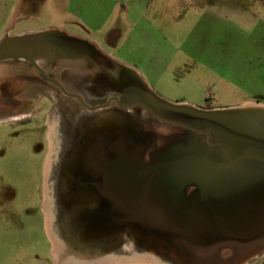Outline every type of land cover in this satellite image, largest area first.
<instances>
[{
	"label": "rangeland",
	"instance_id": "obj_1",
	"mask_svg": "<svg viewBox=\"0 0 264 264\" xmlns=\"http://www.w3.org/2000/svg\"><path fill=\"white\" fill-rule=\"evenodd\" d=\"M116 1L0 0L1 53L26 52L54 66L70 54L59 43L82 49L64 31L75 34L142 67L156 93H146L145 102L159 113L164 107L175 112L167 124L141 108L85 110L76 119L54 109L47 126L32 99L22 100V67L0 61V119L34 113L26 124L0 123V264H98L109 254L131 259L111 264H260L264 107L205 112L160 98L205 107L264 102V0H186L145 17L125 14ZM150 20L159 30L146 25ZM22 32L29 33L14 37ZM125 78L132 80L127 71ZM185 113L191 127L211 138L180 126L185 118L176 115ZM211 140L224 141L229 157H246L230 161L216 154ZM87 146L92 175L68 187L63 174L80 167L78 153ZM153 156L165 171L138 176L136 166ZM45 167L52 175L44 189ZM86 185L91 206L84 210L73 204Z\"/></svg>",
	"mask_w": 264,
	"mask_h": 264
},
{
	"label": "flooded vegetation",
	"instance_id": "obj_2",
	"mask_svg": "<svg viewBox=\"0 0 264 264\" xmlns=\"http://www.w3.org/2000/svg\"><path fill=\"white\" fill-rule=\"evenodd\" d=\"M81 48L87 52V56L78 59H65L59 61L56 65H42L26 52H0V61L13 65H20L24 70L23 75L27 78V87L22 94V100L32 102L36 107V113L41 116L42 122L49 126V118L54 109L64 113L70 119H76L80 112L108 109L112 106L131 109L141 108L147 112L153 119L170 124L175 122L172 116L175 112L170 107L162 108V113L157 112L154 107L145 102L146 89L139 86V82L131 76L132 80L125 78V70L118 63L111 61L107 56L96 51V49L81 43ZM110 63L114 64L112 69L116 71L110 74ZM75 69H79L76 75ZM70 81V82H69ZM73 85L75 90L69 88ZM77 85H83L85 91L79 90ZM68 107V109H67ZM166 108V109H165ZM34 113L32 111L20 112L1 119L0 123L16 121L26 124L32 122ZM178 117H184L185 121L177 123L187 130L203 135L205 138H211V132L205 129H197L188 124V116L177 114ZM200 122V121H199ZM200 126V125H199ZM193 129L206 131L208 135ZM189 140V139H188ZM207 142V141H206ZM216 152L229 157L230 150L227 144L222 140L207 142ZM157 163L159 166L142 170V165ZM160 158H153L143 164L136 166L138 176H154L161 171Z\"/></svg>",
	"mask_w": 264,
	"mask_h": 264
},
{
	"label": "crops",
	"instance_id": "obj_3",
	"mask_svg": "<svg viewBox=\"0 0 264 264\" xmlns=\"http://www.w3.org/2000/svg\"><path fill=\"white\" fill-rule=\"evenodd\" d=\"M198 1V3L200 4V2L206 1V0H195ZM204 3V2H203ZM202 4V3H201ZM116 5L120 6L123 10V12L125 14L129 13V15L134 14V16L136 15H141V16H146V14L149 12L151 14H163V13H167L168 10L172 11L173 7H177V8H181L183 6H186V0H117L116 1ZM146 25L150 26V29H155V30H159L158 27V23L155 20H150V22H147ZM138 27V23L135 24L134 26V30H139ZM151 29V30H152ZM161 31V30H160ZM66 35L71 36V39H75L80 43H86L87 45L91 46L92 48L96 49V51H98L99 53H102L103 55L107 56L109 59H111V61H114L116 63H118L119 65H121L123 67V69L125 70V72H129L130 75L132 77H134L138 82H139V86L142 89H146L147 93H153L154 95H156V93L154 91L151 90L150 86H149V80L146 76V71L137 65L131 64L130 62L127 61H120V60H116L114 57L110 56L109 54H107L104 50L100 49L97 44H95L94 42L88 40V39H84L78 36H75V34H68L66 31H64ZM29 32H22L20 34H18L17 36L14 37H18V38H23V36H27L26 34H28ZM57 43H59L57 41ZM60 45H62L63 48H65L70 54L62 57L60 59L61 61H64L65 59H78L80 57L83 56H87V52L84 49H76L73 48L70 44L67 45L66 44H62L59 43ZM15 52V51H14ZM75 72L77 74V72H79V69H75ZM77 77V76H76ZM152 85V84H151ZM153 87V86H152ZM159 97V96H158ZM160 98V97H159ZM165 104H168L169 106H176L177 104L182 105L181 108H188L189 110H199V111H205V112H229V111H234L240 107H243L247 104H255V105H261L264 107V102L259 101V100H254V99H245L242 101V103L240 104H236V105H230V106H201V105H196L193 102L190 101H180V102H172L171 100L168 99H164V98H160ZM167 105V106H168ZM189 106V107H187ZM178 107V106H177ZM180 108V107H179ZM1 120V119H0ZM88 132V129L87 131ZM87 142V141H86ZM80 153L77 160L78 163H76L78 166L80 167H75V168H68L65 170V173L63 175H65L66 177H68L67 179H65V181L67 182L68 187H70L73 184L74 186H76L77 182H81L83 183L84 181L87 182L88 177H90V175H92V158L90 159V150H88V146L83 150L81 149L79 151ZM48 155V153H47ZM90 160V161H89ZM51 169L49 168L48 170L44 169V189L45 186L47 185L46 182L49 181V184L51 182ZM48 177V178H47ZM49 179V180H48ZM48 180V181H47ZM88 186H85V189L82 190V195L80 198H77V192H75V200H74V207L78 208L81 207V209H87L91 206V204H89L88 202ZM90 191V190H89ZM67 196L70 198L69 193L67 192ZM45 199V198H44ZM71 200V198L69 199ZM71 200V201H72ZM48 215L50 216V212H48ZM50 220V218H49ZM48 230L49 233L52 234L53 232V228L51 227V223L49 221L48 223ZM54 236V235H53ZM54 241V247L56 248V257L59 261L62 260L63 258V252L60 250L61 249V244L58 240V237L55 236L53 238ZM113 256V257H111ZM105 261L110 263H116V262H127V261H131L130 258H122V257H116L114 254H110L107 255L106 257L101 259V264H103ZM71 262V261H70ZM84 264L82 260L79 261H75L72 262L71 264ZM144 264H157L155 263L152 259H149L148 261H144ZM240 264H248L247 260H242V262H240Z\"/></svg>",
	"mask_w": 264,
	"mask_h": 264
},
{
	"label": "water",
	"instance_id": "obj_4",
	"mask_svg": "<svg viewBox=\"0 0 264 264\" xmlns=\"http://www.w3.org/2000/svg\"><path fill=\"white\" fill-rule=\"evenodd\" d=\"M194 131H197V132H202V133H205L208 135V132L206 131H201V130H197V129H193ZM209 136V135H208ZM243 157H246V155H241V156H236V157H228V159L230 161H235V160H238L240 158H243ZM159 166L157 163H150V164H144L142 165V170H149V169H153L155 167Z\"/></svg>",
	"mask_w": 264,
	"mask_h": 264
},
{
	"label": "bare ground",
	"instance_id": "obj_5",
	"mask_svg": "<svg viewBox=\"0 0 264 264\" xmlns=\"http://www.w3.org/2000/svg\"><path fill=\"white\" fill-rule=\"evenodd\" d=\"M176 106H178V105H176ZM245 106H246V108H247V107H248V108H249V107H250V108H254V107H263V106H261V105H258V106H257V105H255V104H254V105H253V104H247V105H245ZM187 107H189V106H187ZM57 138H58V137L56 136V139H57ZM55 141H56V140H55ZM53 145H54V144H53ZM55 146H56V144H55ZM53 147H54V146H53ZM55 148H56V147H55ZM55 148H54V149H55ZM54 149H53V150H54ZM55 160H56V159H55ZM51 164H52V162H51ZM92 164H93V165H92L93 168H95V160H94V158H93V162H92ZM49 166H50V165H49ZM53 232H54V230H53ZM50 235H51V238H52V239L56 236V235H55V232L52 233V234H50ZM53 235H54V236H53ZM53 242H54V241H53ZM109 255H110V254H109ZM106 256H107V255H106ZM82 261H83V260H82ZM100 262H101V261H99L98 264H101ZM109 262H111V261H109ZM109 262L105 261L103 264H109ZM83 263H84V262H83ZM80 264H81V263H80ZM84 264H88V263H84ZM110 264H111V263H110Z\"/></svg>",
	"mask_w": 264,
	"mask_h": 264
},
{
	"label": "trees",
	"instance_id": "obj_6",
	"mask_svg": "<svg viewBox=\"0 0 264 264\" xmlns=\"http://www.w3.org/2000/svg\"><path fill=\"white\" fill-rule=\"evenodd\" d=\"M193 133H194V132H193ZM160 164H161V165H160V166H161V171H160V173H161V172H163V171H165V170H164V168H163L164 166H163V163H162L161 161H160ZM154 199H156V197H155ZM163 199H165V197H164ZM156 200H158V202L160 201L159 199H156ZM156 200H155V201H156ZM169 201H171V200H170V199H169V200L167 199L166 202L169 203ZM155 204H156V202L153 203L151 206L154 205V206L157 207V205H155ZM164 204H165V203H164ZM146 206H148V202H147V205H146ZM146 206H145V207H146ZM158 206H160V205H158ZM165 207H166V205H165ZM260 264H264V257L261 259Z\"/></svg>",
	"mask_w": 264,
	"mask_h": 264
}]
</instances>
